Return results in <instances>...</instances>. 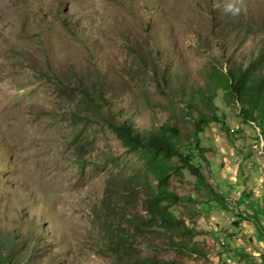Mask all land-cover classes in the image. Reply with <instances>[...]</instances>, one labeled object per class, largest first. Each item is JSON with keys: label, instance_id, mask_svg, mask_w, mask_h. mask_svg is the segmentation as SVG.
Wrapping results in <instances>:
<instances>
[{"label": "rangeland", "instance_id": "rangeland-1", "mask_svg": "<svg viewBox=\"0 0 264 264\" xmlns=\"http://www.w3.org/2000/svg\"><path fill=\"white\" fill-rule=\"evenodd\" d=\"M230 2L0 0V255L9 264H208L173 248L188 240L180 229L144 227L151 175L107 123L130 117L145 130L172 119L190 134L175 97L201 98L218 73L264 51V0H242L236 16ZM253 67L264 75V61ZM214 104L232 138L211 125L200 135L206 162L193 151L194 163L228 207L182 170L169 189L183 201L168 210L199 233L192 242L212 264H264L260 124L241 120L222 90ZM245 191L251 200L235 196Z\"/></svg>", "mask_w": 264, "mask_h": 264}, {"label": "trees", "instance_id": "trees-1", "mask_svg": "<svg viewBox=\"0 0 264 264\" xmlns=\"http://www.w3.org/2000/svg\"><path fill=\"white\" fill-rule=\"evenodd\" d=\"M256 63L247 68L227 70L218 73L217 77L210 83L202 97L196 98L191 95L188 100L176 98L181 102L184 115L188 118L191 133L186 134L181 126L172 119H165L157 125L150 126L145 130L137 129L136 119L123 118L116 122L115 119L108 122V126L125 149L133 153H143L145 170L151 179L147 178L148 198L144 202V210L147 218L143 221L145 228H153L159 223L168 229L177 228L181 230V237L188 239L187 242H173V248L178 252L188 253L208 264H212L207 253L192 242V238L198 235L195 229L177 219L168 210L169 204H178L183 199L169 189L170 175H181L186 170L193 176L198 185L210 193L212 200L221 208L228 207L226 199L217 195L206 181L202 169L195 165L193 151L206 162V149L201 147L200 135H203L211 125L220 126L227 136L232 138L233 132L226 123V117L219 114L214 100L218 90H222L231 104L238 106L239 118L246 123H259L260 135L264 137V75L256 73L255 68L259 62L264 61V51L258 53ZM162 90V89H161ZM168 94V93H167ZM100 102L103 103L102 93L99 94ZM201 106L208 110L204 112ZM192 150V151H190ZM175 160V163H173ZM157 187L153 188L152 184ZM243 200L249 201L252 194L245 191L241 194ZM238 219H242L239 209L235 208ZM254 224H258L259 230L262 225L255 215H251ZM226 245V242L223 243ZM9 256L0 255V264H9ZM264 262V258H262ZM123 264H177L174 261H164L154 258L129 259Z\"/></svg>", "mask_w": 264, "mask_h": 264}, {"label": "clouds", "instance_id": "clouds-1", "mask_svg": "<svg viewBox=\"0 0 264 264\" xmlns=\"http://www.w3.org/2000/svg\"><path fill=\"white\" fill-rule=\"evenodd\" d=\"M241 3H242V0H233V2L228 3L225 6L226 13L233 15V16L239 15L242 10L240 6ZM216 6L219 7V5H216Z\"/></svg>", "mask_w": 264, "mask_h": 264}, {"label": "built area", "instance_id": "built-area-1", "mask_svg": "<svg viewBox=\"0 0 264 264\" xmlns=\"http://www.w3.org/2000/svg\"><path fill=\"white\" fill-rule=\"evenodd\" d=\"M235 196H241L240 194H235Z\"/></svg>", "mask_w": 264, "mask_h": 264}]
</instances>
